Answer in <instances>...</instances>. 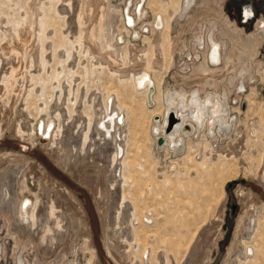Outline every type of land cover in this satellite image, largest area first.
<instances>
[{"label": "rangeland", "instance_id": "rangeland-1", "mask_svg": "<svg viewBox=\"0 0 264 264\" xmlns=\"http://www.w3.org/2000/svg\"><path fill=\"white\" fill-rule=\"evenodd\" d=\"M92 1L100 2L104 12L101 10L102 21L99 22L100 11L98 14L93 11L89 37L83 27L76 25L74 9L68 11L62 0H0V47L1 44L6 46L1 47L5 49L4 61H11L12 65L21 63L14 83L9 81V73L4 75V82L0 75V176L6 174L5 170L14 172L12 180L9 172L5 181L10 193L28 195L22 196L19 202L29 198L33 206L36 203L39 207L47 205L45 210L40 209L43 215L38 218L44 230L32 231V235L36 233L31 239L36 241L18 238L9 223V214L0 207V264H17L18 254L23 264H60L63 260L70 261L69 264H264V256L259 252L258 257L262 256L258 263L252 257H242L249 245L259 249L260 243L258 235L253 241H247L252 234L247 220L253 216L260 218L264 234V174L260 173L264 156V30L258 22L263 19L264 0H197L182 19L178 18L181 21L176 19L179 11H175V5L174 8L162 6L166 16H173L168 33L178 40L183 34L187 45L175 50L173 62L171 56H165L167 64L161 68L165 71H162L164 77L158 95L161 96L166 87H198L200 94L226 89L228 97H225L234 116L227 136L217 134L216 138L209 139L204 128L203 139L200 132L191 131L192 136L187 138L189 151L183 142L176 151L163 149L167 145L165 140L161 146L156 144L152 127L154 120L161 119L162 115H153L146 94L136 89L129 76L122 78L118 73L122 67L120 72L125 73L133 67L139 68L131 64L129 58H135L132 54L140 56L142 49L149 48L148 58L153 60L152 46L163 34L152 27V22L160 13L154 14L146 0L143 8L147 13L143 18V14L137 16V11L131 9L136 0ZM181 1L172 0V3ZM249 2L255 14L242 21L241 6ZM128 5L130 8H126ZM130 15L136 20L134 26L126 23ZM226 20L231 25H226ZM211 21L218 23L215 35L229 45L223 54V63L216 67L206 63L205 49L196 46L194 40L195 35H206ZM20 22L24 28H29L21 34L22 39L13 40L14 50H11L10 41L14 37L9 33L18 29ZM224 26L226 33L222 32ZM79 35L84 36L93 54H85L82 47L77 46ZM238 35L239 47L233 40ZM115 40L118 43L111 45ZM25 51L30 56L32 53L34 59L21 58ZM240 51L244 59L239 69L227 71V58L238 57ZM123 52L128 59L121 58ZM40 58L42 70L34 66L39 64ZM109 58H114L115 64L109 65ZM97 60L105 65L100 66ZM170 61L171 66H168ZM243 66L247 70L241 76L238 72ZM214 68L224 71L225 75L212 87L205 86L203 78L210 77L205 73ZM237 74L240 76L235 85ZM241 79L245 86L238 87ZM57 104L64 106L62 111L66 115L69 112L72 129L75 121L84 115L91 121H103L108 128L113 126L111 136L120 135L121 159L126 162V166L121 163V179L112 176L103 165L105 159L99 158L96 150L93 157L81 159L74 158L73 153L71 156L68 144L54 151L48 148L56 127L63 121L57 116L60 110ZM45 106H52L53 110L48 112ZM120 115L123 121L118 119ZM52 120L56 125L51 137L42 138L40 123L43 121L47 128ZM84 152L86 155V149ZM71 167L76 169L74 173L70 172ZM125 196L127 202L131 201L136 217L139 218V214L142 217V224L134 219L133 225L146 226L150 250L147 257L142 247H129L123 237L128 224L123 215ZM52 202L57 204L56 214L49 206ZM135 204L138 205L135 207ZM146 206L157 212L147 214ZM49 228L51 231L47 230ZM60 233L66 234L64 238L59 239ZM47 238L55 240L47 246L52 252L50 256H44L39 248ZM65 239L68 241L66 256L55 258L54 253L64 245ZM142 258L146 262H142Z\"/></svg>", "mask_w": 264, "mask_h": 264}, {"label": "bare ground", "instance_id": "bare-ground-1", "mask_svg": "<svg viewBox=\"0 0 264 264\" xmlns=\"http://www.w3.org/2000/svg\"><path fill=\"white\" fill-rule=\"evenodd\" d=\"M62 1H63V3L65 2L67 4V7L69 9L68 11H71L72 12L73 9H74V12H76V25L77 26H80V27H83L85 29V31L87 32L86 33L84 31L85 32V35H88L90 37V35H91L90 23L94 20L93 19V17H94L93 15H95L96 12L98 14V12L100 11L99 14H98L97 19H98L99 22L102 21V14H103L102 11L103 10H102V8L100 6H103V5L100 4V2H97V4H95V2H93L92 0H80V1H78V0H62ZM146 1H148V0H146ZM156 1H159V0H149L148 5H150L153 8V11H155L154 14L160 13V14H158L156 16V20L154 22V27L156 29L155 28L154 29L156 31L161 30L160 33L163 34V35H160L159 38L157 40H155V43L152 46L151 56H153V60L151 61L148 58L149 55H150L149 54V48L148 49H142L143 52L140 54V56H136L135 54H132V55L135 56V58H131V57L129 58V60L132 59L131 64H134V66H138L139 68H136L135 67V69H134V67H133L131 70L129 69L130 71L128 70L129 71L128 73H125V72H120V70L123 71V69H122L123 67L121 66L122 68H119L118 69V73H120V76L122 78H123V76L124 77L125 76H129V80L132 83H135L136 89L139 90V91H141V92H143V95L146 94V98L148 100V104L150 106H152L150 108L153 109L152 110V113H154L153 115H160V116L162 115L161 119H159V120H156L155 119L154 120V125L152 127V131L155 133L154 137L156 138L155 139L156 140V144H158V146H161V144L165 140V143L167 144L166 146H169V149H173L174 151L179 150V146H182V145L185 144L186 148L189 151V149H190V143H188L187 138H190V136H192L191 135V131L192 132H196V133L197 132H200V134L202 135L203 139H205V135L203 134L204 132H201V131L204 130V128L207 129L205 131V133H206V135H207L208 138L210 137L209 139L216 138L217 137V134H220L221 136H224V135H226V131L228 129H230L231 124L234 121L233 120V117L234 116L232 117L231 104L229 103V101L226 98V97H228L227 96V92L228 91L226 89H224V92L223 91L222 92H210L209 91V92H207V95L202 96L200 94L199 89H197V88L186 89L184 87L183 88H167L166 87L165 90H162L161 96L158 95V91H159V93L161 91V90H159L160 89L159 85L162 83L163 77H164V75L162 73L163 70L161 71V68L167 62L165 56H167V55L168 56H171V58H172L171 60L173 62L175 50H178V48L181 47V46H183V47L186 46L185 36L183 34H181V35L178 36V38H179V40H178V39H176L177 37L176 38H173V36L168 33V31H170V29H171V19L173 18V16H169V15L166 16L165 12L163 11L164 8L162 9V6L166 4L167 7L174 8L173 6L175 5V11L176 12H177V10L179 11V15H178V17L176 19H178V18L182 19V17H184V14L187 12V10L190 9L192 7V5L197 0H182L181 2H179L177 4L172 3V0H170V2H164V0H162V2H161V0H160L159 2H161V3L156 2ZM156 4H159V5H156ZM163 7H166V6H163ZM137 9H138V12L137 13L140 14V16H141V14H143V12L141 11L143 9V6H138ZM65 10H67V8ZM93 11H95V14H94ZM180 19H178V20L181 21ZM164 21H165V26H164ZM126 22H128L130 24V26H134L135 23H136V20H135L134 16H131L130 15V16H128ZM19 24H20V26H18V29L13 30V31H11L9 33V34H11L9 36L14 37V38L11 39L12 43L10 41V44H12V48H13V43H14L13 40H18L20 38L22 39L21 34L24 32L25 28H27L26 30H28V28H29L28 26H26L24 28V25L21 22ZM1 31H2V29H1ZM130 32H132V31H130ZM139 34L140 33L138 31L137 32V35H139ZM83 35H79L78 36L77 46H81L82 47L83 53H85V54H93L92 53V51H93L92 48L89 47L88 42L86 44V40L84 39V36ZM113 37H114V34H113ZM146 38H148V37H146ZM209 38H210L211 45H212V50L209 53L210 65L212 67L220 66L222 64V59L220 57V46H219V44H216L212 40V35H210ZM92 40H93L92 42L95 41L94 39H92ZM114 42L115 43H111L110 42V44L112 45V44H117L118 43L116 40ZM1 45L3 46L4 44H1ZM3 47L5 48L6 46H3ZM2 48L0 49V51L2 50L0 52V75L1 76L3 75L1 77V80L4 82V75L6 76V74L9 73V75H8L9 76V81L13 82V80L16 78V74L20 73L18 71H20V69H21L20 66H19V65H21V63L17 64L15 62V65L17 64L18 66H15V65L10 64V62H11L10 60H9L10 62L5 63L6 62V61H4L5 60V57H6L5 56V52H4L5 49H2ZM113 48H116V46L113 47ZM11 50H14V48L11 49ZM237 51H239V50H237ZM123 53L121 54V56H122L121 58L124 59V60L125 59H128V55L125 54V53L123 54ZM240 53L241 54L238 55V57H228L227 58V67H226V70L227 71L230 70V69L231 70L232 69H235L236 70L237 67H238V65L243 61V59H244V58L242 59V53L243 52L240 51ZM30 54L32 56V53H30ZM72 54H73V56H75L76 55L75 54V51H73ZM22 56L23 57H21V58H23L24 60L25 59H28V58L34 59V56L31 57L29 55V53H27L26 51H25V54L22 55ZM134 56H132V57H134ZM93 57L96 58V56H93ZM36 58L39 59V56L36 57ZM13 60L15 61V59H13ZM16 60H19V58L16 59ZM113 60H114V58H111L109 60V63L108 64L109 65H110V63L111 64H115ZM98 61L100 62V64H99L100 66H104L105 65V63H101L100 60H97V62ZM134 61H135V63H134ZM107 62H108V60H107ZM172 62L170 61L168 63V66H171V63ZM3 63H5V65ZM28 64L30 65V62ZM37 65L35 64L34 66L35 67H38V69H41L42 70L43 63H42L41 58H40L39 64H37ZM164 69H165V67H164ZM167 69H169V67ZM110 71H112V69ZM245 71H246V69L243 66L242 69L239 70L238 74L241 75ZM32 72L33 71H31V73ZM113 74H115V73H113ZM238 74L236 75V79L239 78L238 76H240ZM205 75H209L210 77L205 78V79L203 78L204 85L205 86L212 87L217 81H221L222 80V77H224L225 74H224V71L222 73V70H220L218 68H214L211 72H206ZM159 77H161V79H159ZM182 78H183V80L185 79V77H182ZM29 79H30V77H29ZM180 80L181 79H179L178 82ZM24 81H25V79H24ZM54 82H57V81H54ZM234 83H235V81H234ZM235 85H236V83H235ZM240 85L241 86H245L243 80H242V83H239L238 87H240ZM2 87H4V86H2ZM149 87L153 90L150 93L148 92ZM4 88H6V87H4ZM0 89H1V87H0ZM156 90H157V92H156ZM4 91H5V89H4ZM149 99L152 102H149ZM154 104H155V106H154ZM61 106H62V104H61ZM45 107H48V110H47L48 112H51V110H53V107L52 106H45ZM57 107H58L57 109H60L57 112V116H58L59 119L60 118H63V121H60L59 125L56 127L55 132H54V140H53V142H51L48 145L49 146L48 148L50 150L54 151L57 147L59 148L60 145L68 144L71 147V156H72V153H73V157L74 158L76 156H79L81 159H84L86 156L87 157H89V156L93 157L94 156V151L96 150L95 152H98L97 154H98L99 158L102 157V159H105L104 161L106 163H104L103 165L106 167V169L108 171L112 172V176L113 175L114 176H118L117 178L118 179H121L120 178L121 167H123V165L126 166V162L125 161H122V159H121V151H122V149L120 147V139H121L120 138V135L117 133V134H115V136L114 135H113V137L111 136L112 135L111 134V131L113 129V126H111L110 128H108L106 126V124H103L102 123L103 121L100 122V123H98L95 120L94 121H91L89 116L84 115L83 117L79 118V120H76L75 121V126L72 129V128H70L71 125L69 124L70 121H71V117L69 115V112L66 115V112L65 111L63 112L62 111V109L64 110V106L63 107H60L57 104ZM43 109L45 110V108H42V110ZM173 113L175 114V118H174V121L175 122H174L171 130H169L167 132L166 131V126H167V123L169 121L170 114H173ZM112 116H115V114L113 113ZM118 117H119L118 119L120 121H123V117L121 115L118 116ZM55 125H56L55 121L52 120L47 125V128H45V123L42 121L40 123V126H41L40 129L41 130L39 129V132L42 135L41 137L42 138H47V139L50 138L51 135H52V132L54 130ZM206 126H207V128H206ZM160 136L163 138V142L162 143H160V142L158 143V140H157ZM66 147H67V145H66ZM85 149L87 151L86 152L87 153L86 155L83 154V152L85 151ZM64 150H66V149H64ZM59 155H61V153H58V156ZM186 155H188V154H186ZM225 155H227V154H225ZM64 157H65V155H64ZM64 157H63V159H64ZM58 158L61 159V156H59ZM261 160H263L262 161L263 167H262V169H260V173L261 174H264V156L263 155H262V159ZM60 162H61V160H60ZM122 162H123V165L121 164ZM64 164H63V166H64ZM71 164L73 165V163H71ZM9 165L10 164H7L6 166H9ZM6 169H7V167H6ZM73 169H75V168L73 167ZM73 169L71 167V169H70V172L71 173H74ZM174 170H176V169H174ZM4 172H6V174L5 173L2 174L3 173L2 172L1 173L2 175L0 176V207L3 208L7 212V214H9V216H8L9 217V220H10L9 223L11 225V228L15 231L16 235H18V238H21V239L27 238L30 241H36L35 239H31V237L33 238L34 234L36 233V232H34L33 235H32V231L33 230L36 231V230L43 229V228H41L43 225L40 223V220L38 218H39L40 214L42 213L40 209L45 210V208H46L47 205H45V206L44 205H42V206L40 205L41 207H39L38 206V203H36V205L33 207V204L31 203V200H29V198L23 199V201L21 200L19 202V199L22 196H28V195H25L24 193H21L20 195L17 196L15 194L10 193L9 192V189H8V185H7L8 182L6 184V181L5 180L7 179V176L6 175L9 172L12 173L11 174V177H10L11 180H12V176H14V172H12L11 169L5 170ZM74 175H76V174H74ZM82 178H80V179H82ZM123 178H125L124 181L126 182L127 181L126 175H124ZM44 195H46V194H43L42 196H44ZM35 198H36V196H35ZM38 199H40V198H38ZM47 199H49V198H47ZM124 200H125V202H124V205H123V215H124V218H125V220L127 221L128 224H127V228L125 227L126 229L124 230V236L123 237H124V239L126 241V244L129 247L130 246H133V245L136 246V247H142L143 248V251L142 252H144V255H145V252H146V257H147L148 252H150V250L148 249L149 246L147 245V241H146V237H148V233H147L146 226H144V225H141L140 226V224H142V217H140L141 216L140 214L138 215L139 218L136 217L137 215L134 214V212L132 211L133 208H132V205L130 204L131 201H130V203L127 202L126 201L127 200L126 199V196H125V199ZM36 202H38V200ZM135 202H137V201H135ZM21 204H22V208H21ZM133 205H134V203H133ZM137 205L135 204V207ZM49 206L52 207L53 213L56 214V211H58L57 204L54 203V202H52V206L51 205H49ZM7 208H9V209L12 208V210H9ZM146 208L148 209L147 212L145 211L147 214H148V211H151V212L152 211H155V212H157V209H155V208H150L148 206H146ZM121 209H122V207H121ZM138 209H140V208H138ZM29 210H30V217H29ZM48 211H50V210H48ZM137 212L140 213V211H136L135 213H137ZM44 214H45V212H44ZM54 214H51V215L54 216ZM62 214H64V213H62ZM147 214H145V215H147ZM41 215H43V214H41ZM122 219H123V217H122ZM134 219H137L140 222V224L138 226L137 225H133L132 222H133ZM64 220H65V218H64ZM147 220L150 221L149 223L152 222V219H150V218L147 219ZM58 227L60 228V224L58 225ZM50 228L47 229V230H50ZM260 228H261V221H260V219H259V222L258 223H257V221L255 219L254 229H257L255 236L258 235L259 236L258 238H260V243L258 242L259 243L258 244V248L261 249V247H262V249L259 250V249L256 248V245L255 246L253 245L255 247V255L252 258H254V261L257 262V263L260 260L259 258L262 255L264 256V249H263V247H264L263 246L264 245V234H263V232L261 231ZM18 229L21 232H23V234H19ZM55 232L57 233L58 231H55ZM52 233H54V231ZM138 234H140V235H138ZM55 235H57V234H55ZM59 235H60L59 236V239H60V238H64V236L66 234L65 233L61 234L60 233ZM38 237L39 236H37V238ZM249 237L252 238L251 235ZM56 238H57V236H56ZM56 240H58V239H56ZM53 241H55V240H51L50 238H47L44 242H41V244H39V248L41 249V251L44 254V256H47V255L50 256L52 254V252H50V250H48V247L47 246L49 245L50 242H53ZM64 241H65L64 242V245H62L63 243L60 241V244L62 246L58 247L56 253H54V257L55 258H58V257H61V256H63V257L66 256V251L68 249H67V247H66L65 244H66V242L68 243V241L66 239ZM248 245L249 244H247V246ZM93 250H94V252H96L95 249H93ZM248 252H249L248 254H251V249H248ZM257 252L262 253V255H260V257H258ZM243 256L244 255H242V257ZM142 257H143V255H142ZM66 258L67 257H65V259ZM252 258L247 257V259H252ZM145 259L147 260L148 258H145ZM15 260H16L15 263H17V264H23V260H22L21 254H18V256L15 257ZM142 262H146V261H144V258H142ZM69 263H70V261H66L65 262V260H63L60 264H69ZM52 264H54V263H52Z\"/></svg>", "mask_w": 264, "mask_h": 264}, {"label": "flooded vegetation", "instance_id": "flooded-vegetation-1", "mask_svg": "<svg viewBox=\"0 0 264 264\" xmlns=\"http://www.w3.org/2000/svg\"><path fill=\"white\" fill-rule=\"evenodd\" d=\"M165 1V0H164ZM149 2V0H148ZM147 2V4H148ZM196 3V2H195ZM223 12V11H222ZM242 13V16L244 17L243 20H247L248 18L252 17L254 14H255V8L253 6V4H243L241 6V9H240V14ZM224 14V13H223ZM263 19H261L260 21L258 20L259 24H262L261 27H263V30H264V15L262 17ZM230 19V17H229ZM156 20V18H155ZM155 20L152 22V27H154V22ZM231 20V19H230ZM226 25H231L230 24V21H227L226 20ZM236 25L237 26H240L237 22H236ZM164 26H165V21H164ZM218 27V23L217 22H214V21H211L210 22V26L208 28V30L206 32V35H195V45H200V46H203V48L205 49L204 51V56H205V59H206V63L210 65V60H209V53L211 52L212 50V45H211V41H210V38L209 36L212 35V40L216 43V44H219L220 46V57L221 59L224 61V52L226 51L227 47L229 46L227 44L226 41H223L222 39H220L217 35H215L216 31H218L219 29L217 28ZM241 27V26H240ZM163 30V29H162ZM226 28L224 26V28L222 29V32L226 33ZM161 31V30H159ZM239 37L240 35L236 36L234 40V44L238 46V42H239ZM236 42V43H235ZM187 45V44H186ZM183 47V46H181ZM207 47V49H206ZM239 47V46H238ZM180 48V47H179ZM223 63V62H222ZM242 63V62H241ZM211 66V65H210ZM239 68H237L236 70H238ZM247 70V69H246ZM239 80V78L236 79V84H237V81ZM31 200V199H29ZM23 201V200H22ZM31 203H33V201L31 200ZM34 207V206H33ZM21 208H22V204H21ZM29 217H30V210H29ZM255 219L257 221V223L259 222V219H257L256 216H253L251 217V219H248L247 221H249V229L248 231L250 230L252 232L251 236H253L252 238L251 237H247V241H253V238L256 237V230L257 229H254V225H255ZM255 233V234H254ZM250 238V240H248ZM257 243V242H255ZM248 249H251V254H248ZM243 257H254L255 255V247L250 245V247H247L246 249H244V253H243Z\"/></svg>", "mask_w": 264, "mask_h": 264}, {"label": "built area", "instance_id": "built-area-1", "mask_svg": "<svg viewBox=\"0 0 264 264\" xmlns=\"http://www.w3.org/2000/svg\"><path fill=\"white\" fill-rule=\"evenodd\" d=\"M144 2H145V0H136L135 2H134V5H135V3H136V7L133 5V7L131 8V9H135V11H137L138 12V6H143L144 7ZM250 4H252L251 2H249ZM249 3H245V4H249ZM126 8H130V5H128V7H126ZM145 11H146V13H147V9L146 8H143V15H142V17L141 18H143L145 15ZM137 16H138V13H137ZM240 16L242 17V19L244 18L243 16H242V13L240 14ZM242 21H244V20H242ZM126 23H128V22H126ZM128 26H130V24L128 23L127 24ZM147 29V28H146Z\"/></svg>", "mask_w": 264, "mask_h": 264}, {"label": "water", "instance_id": "water-1", "mask_svg": "<svg viewBox=\"0 0 264 264\" xmlns=\"http://www.w3.org/2000/svg\"><path fill=\"white\" fill-rule=\"evenodd\" d=\"M153 90L149 87V89H148V92L150 93V92H152ZM149 102H152L150 99H149ZM174 118H175V114L173 113V114H170V117H169V121H168V123H167V126H166V131L168 132L169 130H171V128H172V126H173V124H174ZM158 142H160V143H162L163 142V138L160 136L159 138H158Z\"/></svg>", "mask_w": 264, "mask_h": 264}, {"label": "crops", "instance_id": "crops-1", "mask_svg": "<svg viewBox=\"0 0 264 264\" xmlns=\"http://www.w3.org/2000/svg\"><path fill=\"white\" fill-rule=\"evenodd\" d=\"M181 88H183V87H181ZM191 88H195V87L192 86ZM196 88L199 89L198 87H196ZM199 91H200V89H199ZM201 95H202V96H205V95H207V92H204V94H201ZM164 149H165V150H170V149H169V146H165Z\"/></svg>", "mask_w": 264, "mask_h": 264}]
</instances>
